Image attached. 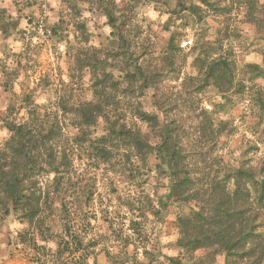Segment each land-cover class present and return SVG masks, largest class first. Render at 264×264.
Segmentation results:
<instances>
[{
    "label": "trees",
    "instance_id": "obj_1",
    "mask_svg": "<svg viewBox=\"0 0 264 264\" xmlns=\"http://www.w3.org/2000/svg\"><path fill=\"white\" fill-rule=\"evenodd\" d=\"M64 1L75 15L80 13L78 0ZM112 1L99 0L112 27L111 44L117 43L122 52L99 57L88 48L84 56L75 59L77 70L90 69L94 98L75 103L60 95L52 102L54 105H47L38 103L32 92H24L15 93V104L7 107L2 121L10 135L0 143V212L4 216L18 214L29 225L40 226L45 215L53 211L59 196L63 198L61 210L67 211L66 190L70 182L67 178L74 165L75 151L83 146L98 165L118 160L129 175L133 172L140 175L141 171L144 175L142 167H151L153 154L155 171L168 181L162 206L170 203L189 208L179 215L181 238L177 245L181 251L189 254L216 248L225 253L224 264H264L263 163L261 169H256L241 159L238 166H230L222 154H217L222 148L221 137H229L232 131L229 120L218 116L219 104H213L214 108L209 110L195 101V94L189 93L184 102L197 104V112L196 122L188 125L178 117L179 100L166 95L165 90L161 98L154 99V110L142 106L145 91L163 83L177 69L178 33L174 31L170 36L161 58L164 66L148 73L138 63L135 44L120 24L117 12L121 14V10ZM197 1L200 5L179 1L175 8H169L171 19L177 14V19L188 25L191 18L192 22L200 23L203 17L227 15L233 10L230 2L220 5L217 0ZM243 2L247 21L257 29L253 39L264 40V6L260 8L258 0ZM232 19L222 21L210 46L195 43L193 50L197 54L193 65L198 73L187 74L180 84L193 87L194 93L212 86L230 106L236 102L233 94L250 92V98L260 106L264 117V86L253 82L264 80V66L239 63L234 40L240 38L241 32L237 27L232 29ZM77 25L87 41L86 26L83 22ZM261 51L264 56V47ZM108 65L116 70L125 68L123 80L116 79L106 69ZM240 69L249 75V85L240 78ZM3 71V86L9 90L14 72L7 68ZM99 119L104 124L100 135L96 132ZM70 127L77 130L76 135L68 131ZM149 137L158 141L152 143ZM113 166V171L119 172ZM47 178L50 180L45 185ZM64 230L78 245L75 252L83 250L81 238L71 234L66 226ZM144 254L149 257V264H156L155 251L145 250ZM177 258L168 257L174 264H182Z\"/></svg>",
    "mask_w": 264,
    "mask_h": 264
},
{
    "label": "rangeland",
    "instance_id": "obj_2",
    "mask_svg": "<svg viewBox=\"0 0 264 264\" xmlns=\"http://www.w3.org/2000/svg\"><path fill=\"white\" fill-rule=\"evenodd\" d=\"M179 1H112L121 14L124 13L117 12L122 30L132 38L134 51L139 55L138 63L148 73L164 66L161 58L170 36L174 31L178 33L175 41L177 69L169 73L170 77L163 83L145 91L141 97L142 106L154 110V99L161 98L165 90L166 95L179 100L178 117L188 125L196 122L197 112V104L184 102L189 93L195 94V101L209 110L214 108L213 104H219L216 106L221 110L218 116L229 120L232 131L229 137H221L222 148L217 154H222L230 166H238L243 159L261 169L262 163L264 165V117L260 106L250 98V92L233 94L236 102L230 106L212 86L194 93L193 87L180 83L187 74L198 73L193 65L197 54L193 50L195 43L198 46L213 44L222 21L233 18L232 29L237 27L241 32L240 38L234 40L240 64L264 66L261 51L264 40L253 39L257 29L244 15L243 0H217L220 5L230 2L233 10L227 15L203 17L200 23L192 22L191 18L188 25L177 19V14L171 19L169 8H175ZM185 1L200 5L197 0ZM258 2L260 8L264 6V0ZM77 3L80 13L75 15L64 0H0V143L10 135L2 119L7 107L15 104V93L32 92L38 103L47 105H54L52 102L60 95L75 103L90 101L94 98L90 69L77 70L75 59L84 56L88 48L91 54L99 57L122 52L117 43L111 44L112 27L99 0H78ZM78 22L86 26L87 41L83 40ZM4 68L14 72L9 90L3 86ZM106 69L119 80H123L126 73L125 68L116 70L108 65ZM239 71L240 78L249 85V75ZM253 82L264 86L263 79ZM103 129V121L99 119L97 134ZM68 131L77 134L74 128ZM149 138L152 143L158 141L156 137ZM150 161L149 169L141 166L144 175L142 171L140 175L133 172V177L118 160L98 165L85 146L76 149L74 165L67 178L70 179L65 194L67 211L61 210L63 198L59 196L53 211L45 215L40 226L29 225L18 214L4 216L0 212V264H149L145 250L157 253L156 264H174L169 256L178 257L182 264H224L225 253L216 248L199 249L189 254L181 251L177 245L181 238L179 215L189 208L170 203L162 206L168 181L155 171L153 154ZM113 164L119 172L113 171ZM46 180L45 185L49 181ZM64 226L81 238L83 250L75 252L78 245L67 235ZM63 237L65 242L61 241Z\"/></svg>",
    "mask_w": 264,
    "mask_h": 264
}]
</instances>
